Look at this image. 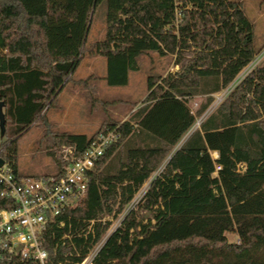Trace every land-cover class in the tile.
<instances>
[{"label": "trees", "instance_id": "obj_1", "mask_svg": "<svg viewBox=\"0 0 264 264\" xmlns=\"http://www.w3.org/2000/svg\"><path fill=\"white\" fill-rule=\"evenodd\" d=\"M102 3L104 37L86 45ZM148 53L172 57L178 71L149 76L147 95L128 120L105 121L90 137L62 133L47 142L51 158L63 146L81 153L104 128L119 125L118 141L89 173L86 200L60 219L71 225L72 236L86 226L83 221H95L94 242L100 240L109 224L97 221L121 213L166 161L96 264H264V66L251 70L186 137L213 95L256 55L252 26L238 2L0 0V102L7 137L0 159L12 165L16 139L42 119L84 55L103 57L107 85L120 87ZM195 97L203 100L192 113L188 103ZM53 231L45 249L57 264L62 254H75L70 243L80 250L84 238L65 240L53 256L62 230ZM227 233H235L238 243L230 244Z\"/></svg>", "mask_w": 264, "mask_h": 264}, {"label": "rangeland", "instance_id": "obj_2", "mask_svg": "<svg viewBox=\"0 0 264 264\" xmlns=\"http://www.w3.org/2000/svg\"><path fill=\"white\" fill-rule=\"evenodd\" d=\"M228 1L240 3L241 10L251 24L252 43L256 55L227 89L213 95L212 103L201 117L196 118L191 131L198 128L199 123L223 102L251 70L264 66V1ZM104 18L105 5L102 3L92 17L86 45L103 39ZM177 71L178 67L173 65L172 57L148 53L137 59L136 69L128 72V81L125 86L112 87L105 81L106 60L100 56L84 55L72 79L57 94L50 107L42 112V119L16 139L11 163L16 173L21 177H38L53 173L55 171L53 158L47 154L46 149L52 135L66 133L90 137L105 121L122 123L128 120L130 115L142 105L147 95V78L149 76L165 77ZM202 100L203 98L195 97L188 103L192 113ZM6 139V135L0 134V148ZM165 163L166 161L135 194L132 200L133 208H136L150 182L163 170ZM8 164L5 163V165ZM239 168L243 170L241 165ZM139 215L147 216L145 212H140ZM226 237L230 244L238 243L235 233H227Z\"/></svg>", "mask_w": 264, "mask_h": 264}, {"label": "built area", "instance_id": "obj_3", "mask_svg": "<svg viewBox=\"0 0 264 264\" xmlns=\"http://www.w3.org/2000/svg\"><path fill=\"white\" fill-rule=\"evenodd\" d=\"M118 126L104 128L81 153L75 146L61 147L53 158L55 171L49 175L21 177L12 165L4 163L0 167V203L3 205L0 208V264H52L45 244L47 234L54 238V228L62 230V234L55 244L53 256L65 240L84 238L80 250L70 243L75 254H62L64 261L57 264H96L108 238L134 209L132 201L121 213L113 212L97 221L109 226L96 242L95 221H83L86 226L72 236L71 225H66L60 218L86 200L89 173L94 171L105 150L118 141ZM219 169L216 167V171ZM88 235L92 236L90 242L86 239ZM84 247L87 251L81 254ZM72 257L79 260L68 261Z\"/></svg>", "mask_w": 264, "mask_h": 264}, {"label": "water", "instance_id": "obj_4", "mask_svg": "<svg viewBox=\"0 0 264 264\" xmlns=\"http://www.w3.org/2000/svg\"><path fill=\"white\" fill-rule=\"evenodd\" d=\"M3 108H4V105L2 102H0V134L1 136H3L5 133V123H6ZM3 164H4V161L0 159V167H2Z\"/></svg>", "mask_w": 264, "mask_h": 264}, {"label": "crops", "instance_id": "obj_5", "mask_svg": "<svg viewBox=\"0 0 264 264\" xmlns=\"http://www.w3.org/2000/svg\"><path fill=\"white\" fill-rule=\"evenodd\" d=\"M192 131L190 130L189 132H188V134L186 135V137L191 133ZM180 146V145H179ZM179 146H177L176 147V149L179 147ZM215 154V153H214ZM216 155V154H215ZM227 238V237H226ZM237 239H238V237H237ZM227 240H228V238H227ZM229 242V241H228Z\"/></svg>", "mask_w": 264, "mask_h": 264}]
</instances>
